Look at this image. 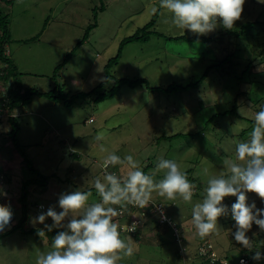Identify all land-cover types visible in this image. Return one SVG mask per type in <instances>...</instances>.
<instances>
[{"label": "rangeland", "instance_id": "rangeland-1", "mask_svg": "<svg viewBox=\"0 0 264 264\" xmlns=\"http://www.w3.org/2000/svg\"><path fill=\"white\" fill-rule=\"evenodd\" d=\"M101 4L104 9L96 11L97 26L86 34L88 25L95 22L94 10ZM1 7L9 15L8 56L22 73L21 84L41 93L55 87L57 92L61 89L69 95L93 90L104 80V65L117 54L121 40L147 23L152 18L153 8L158 9L154 24L157 32L182 35L172 23L171 14L159 8V0H15ZM258 16L264 19V3L245 0L241 20H236L233 27L238 25L239 29L242 22ZM221 30L226 29L218 18L215 30L200 36ZM254 31L260 32V29L250 33ZM184 35L197 34L185 30ZM76 46L78 48L65 62ZM257 46L264 47V33L259 42L250 43L246 37L233 41L225 37L221 42H190L153 35L145 43H127L111 74L114 78H145L152 87L173 82L186 84L233 48H241L242 56L235 66L240 71ZM259 52L264 54V50ZM63 62L54 76L55 67ZM238 73L240 79H228L224 73L213 69L198 86L168 93L152 92L143 84L123 85L112 98L93 101L95 95L87 96L75 100L70 107L34 96L31 103L19 111L17 140L34 168L48 181L45 187H29L32 193L26 226L43 229L42 224H32L30 219L49 206H56L61 192L88 189L95 177L102 176L100 162L107 152L114 151L121 157L133 155L140 161L142 170L148 168L146 174L157 181L164 176L165 170L156 168L163 157L175 160L183 172L191 170L187 178L196 185L190 203L179 198L170 201L152 193V199L163 205L164 213L167 211L183 229L182 241L177 243L169 230L160 237H152L151 231L144 230L140 243L128 234H121L134 253L124 256L118 264H198L194 255L201 239L191 223L192 207L202 201L210 176L228 174V161L235 160L236 142L249 139L255 114L260 105H264V64L258 63L245 74ZM110 86L109 83L105 89ZM243 91L247 92L238 100L241 105L236 115L212 117L229 109L236 93ZM260 95L262 98L257 102ZM3 123L0 125V170L8 171L11 181L3 183L8 195H0V198L2 205L12 207L15 224L21 216L18 210L21 183L38 175L27 168L11 141L5 139L4 129L9 126L6 121ZM176 133L183 135L170 139L161 137ZM98 136L103 138L98 140ZM101 147L106 152L101 151ZM125 170L119 166L120 175ZM248 195L261 206L255 193ZM99 200L96 195L89 197V203ZM234 200L235 197H226L224 202L231 204ZM36 202L43 203L45 210L37 209ZM56 210L60 211L58 207ZM45 223L51 224V218ZM217 223L219 228L208 236L209 241L217 255L237 262L245 247L231 235L235 230L234 221L229 215L218 217ZM54 235L49 232L45 237L36 238L16 231L4 237L0 240V264H36L42 252L51 250ZM246 235L251 246L247 249L261 253L260 263L264 262V230L253 224Z\"/></svg>", "mask_w": 264, "mask_h": 264}, {"label": "clouds", "instance_id": "clouds-1", "mask_svg": "<svg viewBox=\"0 0 264 264\" xmlns=\"http://www.w3.org/2000/svg\"><path fill=\"white\" fill-rule=\"evenodd\" d=\"M258 2L264 3V0ZM244 4L245 0H159V8L171 14L172 23L181 34L188 30L198 36L215 30L218 18L225 29H232L234 22L241 18ZM157 11V8L152 9L153 14ZM101 151L106 152V149L101 147ZM234 152L235 160L228 161V174L221 172L207 179L202 201L192 207L191 223L196 235L203 239L218 230V217L230 215L234 221L233 239L250 248L246 233L253 224L264 230V105H260L255 114L249 139L236 142ZM117 165L126 169L123 175L109 171ZM100 168L103 175L95 177L87 191L61 192L56 206H49L30 219V223L44 226L37 232L39 237H45L46 231L58 229L51 238V250L42 252L36 264H118L124 256H132L134 249L121 238L114 217L123 214L129 206L149 207L153 192L167 200L179 198L186 203H190L195 194L196 185L172 159L161 157L158 160L156 168L165 170L158 181L146 174L140 161L131 154L121 157L114 151L107 152ZM93 188L100 200L89 203ZM248 193H255L261 206L258 207L256 199L250 198ZM0 195L6 197L8 193L0 188ZM226 197H235V200L228 204L224 202ZM158 210L161 217L166 218L164 210ZM74 212L77 215H73ZM48 218L51 224L45 223ZM14 219L12 207L0 204V235L12 227ZM137 227L134 220L125 230L135 232ZM253 258L259 260L261 253H255Z\"/></svg>", "mask_w": 264, "mask_h": 264}, {"label": "trees", "instance_id": "trees-1", "mask_svg": "<svg viewBox=\"0 0 264 264\" xmlns=\"http://www.w3.org/2000/svg\"><path fill=\"white\" fill-rule=\"evenodd\" d=\"M14 1L15 0H0V66H1L0 67V114H5V113L8 114L7 116L0 117V125L4 124L3 123L4 121L7 122L6 124H8L9 129L8 131L4 132L6 136V137L4 136L5 139H8L11 141L15 151L19 153L22 162L27 166V168L32 173L37 174L38 177L34 179L31 178V179L22 181L21 188H20L21 189L20 195L18 197V202L20 204V207L18 208V210L19 209L21 210V216L16 221V223L12 225V227L9 230H7L3 235H0V240L16 231H21L24 234H27V235L31 234V235H34L36 238H40L37 235V232L40 231L39 229L26 226V223L30 218L29 216V196L32 193L29 187L32 185L34 186L44 185L45 187L48 181V178L40 175L39 172L34 168V166L32 165V162L27 157V155L23 151V148L21 147V145L19 144L17 140V135L20 130V124L18 121L19 111L23 109L24 107H26L27 105H29L34 96H43L54 102L62 103L65 107H70L75 100L79 98L84 99L87 96L91 97L92 95H95L94 97H92L93 101H99L105 98H112L119 93L120 88L123 85H129L131 87H135V86H140L143 84L150 91L161 92V93L174 92L180 89L189 90L191 88L198 86L206 78L210 70H213V69H216L217 71L219 70L222 73H224L223 75L228 77V79L232 77H236L240 79L241 76H239L238 72H240V74L242 75V74L247 73V71H250V69H254L258 63L264 64V54H261V52H259V51L264 50V47L259 48L257 46L253 48V50L254 51L256 50V51L255 52L253 51L252 55H249L247 57L248 62L245 64L244 68L241 69L240 71L237 70L235 66L238 64L237 62L239 60L238 57L242 56L240 55L241 48L232 47L233 49L229 53H226L223 57L216 60L215 63L206 67L205 71L197 79L191 80L190 82L186 84H177L173 82L167 86L152 87L148 84V81L145 78L144 79L143 78H134V79L114 78L113 75L111 74V69L114 65L118 63L124 46L127 43H132V42H140V43L148 42L151 36L153 35L161 36L167 40H176V41L183 40V41H190V42L196 41V40L216 41V42L220 41L221 42L225 37L228 38L230 41H233L239 37H246L248 43H250V42H253L254 40L259 42V38L264 33V19H260L258 16L251 20H245V21L243 20L244 22L241 21L242 23L240 24L239 29H237V26H238L237 25L233 27L232 29H228V30L226 29L225 31L223 30L217 31L216 33H213L212 35H208V36H200V35L199 36L198 35L187 36L184 34L177 35V36H170V35L162 34L155 30L154 24L157 18V15L155 13L152 15V18L147 23H145L142 27L137 28L134 33H132L131 35L121 40L119 47H118L117 54L114 57L108 59V61L104 65V71L106 74L104 80L101 81L93 90L89 91L88 93L78 92L73 95H69L68 93H64L61 89L59 90V92H57V88L55 87L46 93H41L37 91L36 89L30 88V87L24 88L22 86L21 81H20V77L22 73L18 70L17 66L12 62V60L8 56L9 52L7 49V45L11 41V36L9 32V21H8L9 15L8 13L2 10L1 5H3L4 3L11 4ZM97 9L103 10L104 5L101 4L99 7L95 8L94 10L95 22L88 25L86 34L92 28L97 26V21H96ZM240 20L241 19H239V21ZM258 28L260 29V32L254 31L250 33L251 30L252 31L253 29L258 30ZM80 44L81 43H79V45ZM77 48L78 46H76L74 50H72V52H70V54L67 55L65 62L71 57V55ZM63 64L64 62L55 67L54 76L56 75L57 71H59V69L63 67ZM109 83L111 84V86L109 89L106 90L105 88H107L106 86ZM246 92L247 91L237 92L232 101L231 107L229 109L224 110L221 113L214 114L212 117L215 118L217 116L236 115L241 105V103H239L238 100L242 95L244 96ZM261 98L262 96L260 95V98L257 99V102ZM252 122L254 125V121ZM182 135L183 134L181 133H176L174 135H170V136L163 135L161 137L170 139L173 137L178 138ZM119 166L120 165H117L115 167H110L109 171L115 172L118 175H120ZM147 170L148 168H145L143 171L146 173ZM100 171H101V174L103 175V170L101 168H100ZM184 172H186L187 175H189L191 170H187ZM10 179H11V176H9L8 171L3 172L2 170H0V184L2 185V187L0 188L3 189V187L5 186V184L3 183L10 184V181H11ZM88 189H85L83 191H87ZM92 195L99 196L96 193L94 188L92 189ZM0 204H2L1 198H0ZM34 204L36 208L39 210H45L46 208L41 202H36ZM151 204L149 205V207L145 209L129 206L127 210L123 211V214L114 217L113 221L118 224V230L120 231V234H128L131 237H133L136 241H138V243H140L141 241H143V238H144L143 236L144 230H147L149 232L151 231L152 235L150 236L152 237L153 236L155 237L163 236L169 230L174 240L177 243H180L183 238V234H182L183 229L181 228L179 223L176 220H174L172 216L167 213V211L165 212V215L168 217L169 223L167 222L160 223L158 221L159 214L157 213L155 208L157 205H161V206L163 205L161 204V202L157 201L156 199H151ZM3 206H5V204H3ZM39 206H43V208L42 207L40 208ZM5 207L6 208L9 207V205L7 204ZM114 207L119 208V206H114ZM132 215H139L141 217L139 216L134 217ZM134 220L138 221L137 230L135 232L128 233L125 230V227L127 224L130 225ZM57 231L58 229H54L51 233L56 234ZM48 233L49 232L46 231V234ZM207 239H209L208 236L201 239L198 242L201 243ZM240 252H241V255L238 257V259L244 255L247 259H249V264H262V263L264 264V262L260 263L261 261L260 259L256 260L253 258L255 253H257V250L253 251L252 249L249 250L247 248H243L241 249ZM194 256L196 257V259H198V264H208L209 263L208 260H204V256H201L198 253L197 255H194ZM217 256L220 262L227 261L229 264H237L238 262V259H237V262L232 263L230 259H228L226 256L225 257L224 256L221 257L219 255Z\"/></svg>", "mask_w": 264, "mask_h": 264}, {"label": "built area", "instance_id": "built-area-1", "mask_svg": "<svg viewBox=\"0 0 264 264\" xmlns=\"http://www.w3.org/2000/svg\"><path fill=\"white\" fill-rule=\"evenodd\" d=\"M8 114L5 113V114H0V117L1 116H7ZM40 208L43 206H39ZM162 206L161 205H157L155 210L157 211V213L159 214V219L158 221L160 223H169V219L168 217L166 216V218H162L161 215H160V211L158 209H160ZM136 222L138 223V221L136 220ZM199 255L201 256H204V260H208V264H229L227 261H221L219 260L213 246H212V243L209 241V239L203 241L202 243H200L199 247H198V252H197ZM244 261V264H249V259H247L244 255L241 256L239 259H238V262L237 264H241V261Z\"/></svg>", "mask_w": 264, "mask_h": 264}, {"label": "crops", "instance_id": "crops-1", "mask_svg": "<svg viewBox=\"0 0 264 264\" xmlns=\"http://www.w3.org/2000/svg\"><path fill=\"white\" fill-rule=\"evenodd\" d=\"M18 68V67H17Z\"/></svg>", "mask_w": 264, "mask_h": 264}]
</instances>
